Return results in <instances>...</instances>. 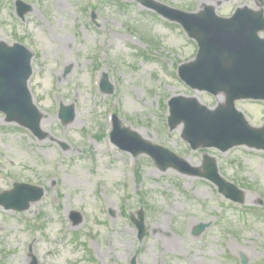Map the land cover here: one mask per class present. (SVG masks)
<instances>
[{
    "label": "rangeland",
    "instance_id": "374dc122",
    "mask_svg": "<svg viewBox=\"0 0 264 264\" xmlns=\"http://www.w3.org/2000/svg\"><path fill=\"white\" fill-rule=\"evenodd\" d=\"M21 20L14 0H0V40L33 52L28 87L41 110L42 140L0 113V191L14 181L44 187L21 212L0 207V264H264V151L245 145L222 152L191 149L183 125L169 129L167 99L193 96L213 107L223 94L191 89L178 64L197 44L137 0H25ZM187 11L204 3L227 16L264 0H158ZM93 10V11H92ZM91 11L95 17H91ZM263 35V33H261ZM102 72L111 94L98 89ZM74 118L61 124L59 104ZM253 126L264 124V101L239 99ZM140 137L169 148L192 166L205 154L220 174L242 189L243 204L228 202L202 177L159 169L146 154L132 156L109 141L110 114ZM143 208L145 236L130 214ZM79 211L72 225L69 213ZM208 223L195 235L193 227Z\"/></svg>",
    "mask_w": 264,
    "mask_h": 264
},
{
    "label": "water",
    "instance_id": "95a60500",
    "mask_svg": "<svg viewBox=\"0 0 264 264\" xmlns=\"http://www.w3.org/2000/svg\"><path fill=\"white\" fill-rule=\"evenodd\" d=\"M140 1L164 16L181 22L189 34L197 39L199 51L196 60L179 67L181 78L192 87L214 94L220 91L226 94L225 103L214 110L199 104L193 97L171 98L170 126L174 128L183 121L182 136L193 149L214 146L225 151L239 144L264 149V126H250L234 105L235 100L240 98L264 99V38L257 34L259 29L264 28L262 10L254 11L244 6L238 8L232 17L222 18L215 14L211 5H205L199 13H186L154 0ZM29 9V4L16 0L19 16L23 17ZM31 55L18 43L8 45L0 41V111L4 112L7 122L15 121L42 139L46 136L40 127L42 114L33 103L27 87ZM100 86L105 92L113 90L106 74ZM58 115L62 123L70 122L74 118L73 105H61ZM111 140L134 155L147 153L161 170L173 167L183 174L207 178L226 197L242 202L241 190L219 174L213 157L204 155L201 167L192 166L170 150L143 139L129 127H122L116 115L113 116ZM42 194V187L14 183L12 189L0 193V205L5 209L24 210ZM137 213L138 219L134 216L131 218L140 238L144 235L143 211ZM70 218L73 223L81 220L80 214L75 211L70 213ZM206 225L198 224L194 232L199 234ZM245 262L242 256V263ZM131 264H135V257Z\"/></svg>",
    "mask_w": 264,
    "mask_h": 264
},
{
    "label": "bare ground",
    "instance_id": "6f19581e",
    "mask_svg": "<svg viewBox=\"0 0 264 264\" xmlns=\"http://www.w3.org/2000/svg\"><path fill=\"white\" fill-rule=\"evenodd\" d=\"M221 100H222V98H221V97H219V98H218V101H221Z\"/></svg>",
    "mask_w": 264,
    "mask_h": 264
}]
</instances>
